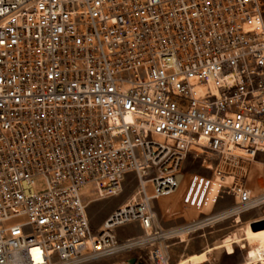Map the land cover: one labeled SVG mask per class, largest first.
<instances>
[{
	"label": "built area",
	"instance_id": "1",
	"mask_svg": "<svg viewBox=\"0 0 264 264\" xmlns=\"http://www.w3.org/2000/svg\"><path fill=\"white\" fill-rule=\"evenodd\" d=\"M189 153L208 175L184 172ZM128 176L93 233L81 190L114 197ZM262 204L261 0H0V264H171L190 233Z\"/></svg>",
	"mask_w": 264,
	"mask_h": 264
},
{
	"label": "rangeland",
	"instance_id": "2",
	"mask_svg": "<svg viewBox=\"0 0 264 264\" xmlns=\"http://www.w3.org/2000/svg\"><path fill=\"white\" fill-rule=\"evenodd\" d=\"M261 3L264 21V0H261ZM202 158L194 159L193 154L189 153L185 161L184 172H198L202 175H208L210 172L200 167ZM260 178L261 169L258 168L255 170V175L250 178L249 182L250 186L253 187L254 195L262 192ZM135 185L136 182L133 176H128L122 183L121 192L114 197L108 198H98V192L94 186H86L81 190V198L87 206L86 211L93 233L97 232V229L102 225L101 223L104 219L116 207L132 197L136 191ZM45 188V180L43 178L38 179L34 187L36 192L41 193L46 190ZM230 205H232L231 199L227 195H224L220 200L218 211L221 212ZM226 213L227 211H223L221 216ZM261 220H264V204L260 205L259 208L243 213L240 221L237 223L231 218H225L216 224L205 226L203 230L190 233L185 237V242L176 243L171 246V264H242L245 252L250 246L264 248V227L254 230L251 224H249L251 221L259 222ZM136 225L133 224L119 228L116 231L119 239L142 234V231ZM261 226H264V223ZM226 244L232 246V254L226 253L224 249ZM240 246L246 247L241 248ZM145 252H134L130 256L121 255L116 256V258L109 257L84 264H122L127 259L137 256L146 259Z\"/></svg>",
	"mask_w": 264,
	"mask_h": 264
},
{
	"label": "bare ground",
	"instance_id": "3",
	"mask_svg": "<svg viewBox=\"0 0 264 264\" xmlns=\"http://www.w3.org/2000/svg\"><path fill=\"white\" fill-rule=\"evenodd\" d=\"M226 215V214H225ZM223 217V216H222ZM261 227H264V226H261ZM259 227V228H261ZM258 228V229H259ZM257 229V230H258ZM237 245V244H236ZM249 246V245H248ZM241 247V246H240ZM246 246H243L241 248H245ZM251 247V248H250ZM247 250V254L248 256L250 257V259H256L257 258V254H260L261 252H264V248H258V247H253V246H250ZM224 249L226 251L227 254H232L233 253V248L230 244H226L224 246ZM202 258V257H201Z\"/></svg>",
	"mask_w": 264,
	"mask_h": 264
},
{
	"label": "water",
	"instance_id": "4",
	"mask_svg": "<svg viewBox=\"0 0 264 264\" xmlns=\"http://www.w3.org/2000/svg\"><path fill=\"white\" fill-rule=\"evenodd\" d=\"M264 223V220H261L259 222H254L251 224V227L254 230H257L259 227H261V224ZM122 264H143L141 261H138L135 257L134 258H129L126 261H124Z\"/></svg>",
	"mask_w": 264,
	"mask_h": 264
}]
</instances>
